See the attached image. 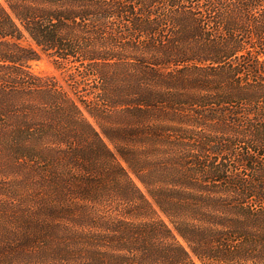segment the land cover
I'll list each match as a JSON object with an SVG mask.
<instances>
[{
	"label": "trees",
	"instance_id": "16d2710c",
	"mask_svg": "<svg viewBox=\"0 0 264 264\" xmlns=\"http://www.w3.org/2000/svg\"><path fill=\"white\" fill-rule=\"evenodd\" d=\"M261 153L264 0L0 1V264L68 237L88 264H264ZM24 186L47 234L22 244Z\"/></svg>",
	"mask_w": 264,
	"mask_h": 264
},
{
	"label": "rangeland",
	"instance_id": "374dc122",
	"mask_svg": "<svg viewBox=\"0 0 264 264\" xmlns=\"http://www.w3.org/2000/svg\"><path fill=\"white\" fill-rule=\"evenodd\" d=\"M3 1V0H0ZM24 45L28 46H34L33 42L26 36L23 40ZM31 71L38 75L43 77H53L56 79L57 83H59L61 86H63L67 91H71L73 89L72 85V78L69 77L66 73H63L55 68L51 60L47 56H42L40 61L34 62L30 64ZM72 95L73 92L71 91ZM230 142V141H229ZM237 143V142H235ZM109 146L113 149V147L108 143ZM233 142L230 143L228 146H232ZM231 151L226 152L222 154L223 161L234 167V173L236 172V169H240L242 167V164L246 161V159H243V155H247L248 152H251L248 149H241V147H230ZM256 158L255 162L258 164L262 163V168H264V156L261 153L260 156L254 155ZM226 159V161H225ZM243 162V163H242ZM246 163V162H245ZM33 165V163H31ZM125 165V164H124ZM257 165V164H256ZM255 165V167H256ZM35 166V165H34ZM40 167V166H39ZM46 167V166H44ZM236 168V169H235ZM261 168V169H262ZM30 170H34L31 166L29 167ZM38 169V168H37ZM36 169V170H37ZM233 176V175H232ZM29 176V178H31ZM234 177V176H233ZM134 178V177H133ZM236 178V177H234ZM135 183L142 189V185L140 182L134 178ZM253 183L257 188L264 187V173H260L254 177ZM26 186V185H25ZM23 187L21 189L25 190L27 187ZM7 189V188H6ZM227 193V196L231 198L233 194ZM10 197L16 198L14 201L11 202V209L9 210L8 216L6 218V223H10V231L14 236L17 237V239H13L15 242L20 241L24 243V240L27 236H34L38 234L39 236L45 237V234H47V231L45 229H40L36 227L33 229V225L35 224L36 220L38 219V215L36 216L37 207L36 204L33 202V199H30V196L32 195L29 189L23 191L20 194H17L14 192L13 189L9 190ZM235 197V196H233ZM238 202V200H237ZM166 220V218H165ZM8 221V222H7ZM40 221V220H39ZM38 221V222H39ZM73 231V229H72ZM76 233V232H75ZM22 238V239H21ZM71 237H68L66 241H64L60 246L58 247L55 244H46V250H44L43 254V264H88V261H90V256L85 257L83 254L85 252H89V250L85 249L80 245V243H77L76 246L73 240H69ZM181 240V239H180ZM181 242L187 247L186 243L181 240ZM6 243H2V248H5L4 245ZM29 250L32 252V247L29 248ZM64 254L61 255L60 253ZM13 253V252H12ZM71 253H75L72 254ZM59 260V263H55V260ZM194 261L197 264H202L199 260L194 258Z\"/></svg>",
	"mask_w": 264,
	"mask_h": 264
}]
</instances>
